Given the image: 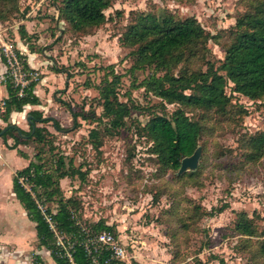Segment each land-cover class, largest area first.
Wrapping results in <instances>:
<instances>
[{
	"label": "rangeland",
	"instance_id": "1",
	"mask_svg": "<svg viewBox=\"0 0 264 264\" xmlns=\"http://www.w3.org/2000/svg\"><path fill=\"white\" fill-rule=\"evenodd\" d=\"M60 1L6 2L2 7L4 18L0 19V61L4 73L11 75L2 44L12 45L19 59V82L38 80L36 93L41 104L11 115V122L29 131L27 114L32 110L58 121L61 130L52 121L38 125L51 132L49 140L55 153L64 154L67 161L72 160L86 172L85 179L78 175L66 177L60 185L64 197L76 201L73 213L88 231L87 239L96 234L90 226L104 220L114 226L117 239L126 246L125 264H264V157L250 161L245 156V141L264 132V98L251 100L234 94L235 107L230 115L213 114L206 122L199 144V166L185 172L195 175L179 178L178 172L163 168L150 153L152 141L140 130L150 117L149 108L161 111L162 106L158 98L131 85V49L121 42L138 11L169 10L182 18L194 16L215 35L221 30L228 33L238 16L251 9L253 0H114L106 10L107 22L77 31L59 17L56 6ZM21 26L26 28V35ZM228 38L224 33L222 42H209L211 59L217 64L224 58ZM109 65L123 74L121 99L140 106L132 109L126 127L113 136L103 132L102 124L73 117V113L90 116L94 110L102 112L96 86L104 75L103 68ZM144 76L138 73L139 80ZM175 108L168 104L167 112ZM3 114L5 111L0 112V126L5 127ZM95 127L102 128L99 150L89 139ZM13 143L12 138L8 143L0 138V170L5 171L1 183L6 185L0 199L5 209L11 208L7 198L13 200V176L29 163L8 150ZM19 149L33 159L44 150V159H52L50 142L43 146L31 140ZM21 181L30 190V182L25 178ZM40 204L44 210L41 200ZM46 205L57 210L56 201H47ZM241 215L252 223L255 235L237 232ZM5 219L0 224H11V217ZM60 237L69 250L73 242ZM48 260L53 264L52 257Z\"/></svg>",
	"mask_w": 264,
	"mask_h": 264
},
{
	"label": "trees",
	"instance_id": "2",
	"mask_svg": "<svg viewBox=\"0 0 264 264\" xmlns=\"http://www.w3.org/2000/svg\"><path fill=\"white\" fill-rule=\"evenodd\" d=\"M10 1L16 0H0V19L5 13L2 7ZM113 4L114 0H61L56 7L59 17L77 31L107 22L106 10ZM20 28L26 35V28ZM224 33L229 38L224 43V58L217 64L211 59L209 42H222ZM121 42L131 49L129 57L132 65L128 68L131 85L143 88L146 95L160 100L161 111L151 106L150 117L140 130L152 141L150 153L165 169L179 171L182 159L193 154L199 146L210 117L213 114L228 117L234 110V94L251 100L264 98V0H253L251 9L238 16L228 33L221 30L215 35L206 31L194 16L182 18L169 10L160 13L138 11L122 34ZM24 66L28 68V64L24 63ZM114 68V65L103 68L104 75L96 86L102 112L98 114L94 110L90 116L83 112L73 113L75 120L82 116L102 124L103 132L110 136L120 133L126 127V119L132 109L140 107L121 99L123 74ZM139 72L145 73L141 80ZM3 83L8 92L2 116L6 126L13 124L10 118L14 112L20 113L29 105L41 104L36 93L38 80L31 79L25 86L16 85L6 73ZM21 91L23 95H20ZM168 104L176 106L170 113L167 112ZM197 112L201 115L197 116ZM29 114L34 116V132L32 125L29 131L19 127L28 138L20 135L16 128H10L1 138L4 143L12 138L14 143L9 148L17 149L20 156L29 160L28 165L18 169L13 176V192L28 218L35 223L38 248H47L57 264H72L66 250L57 244L55 232L47 220L50 218L57 232L73 242L70 251L75 264H106L105 260L110 256L108 252L87 251L86 232L73 213L76 201L71 197L65 198L60 185V180L66 177L78 175L85 179L86 172L76 167L72 160L67 161L64 154L55 153L53 141L49 140L51 132L46 126L38 125L53 122L54 119L45 117L40 110H32ZM5 127L0 126V132ZM54 127L61 130L58 121ZM101 129L95 127L89 133V139L97 150L103 144ZM31 140L43 146L50 142L52 159H44V150H39L33 159L19 149L20 145L29 144ZM245 142L248 160L258 161L264 157V132L250 136ZM193 174L195 172L178 177ZM21 178L30 182V190ZM40 200L46 206L44 210ZM47 201H56L57 210L47 206ZM241 216L236 224L237 232L243 236L255 235L252 223ZM90 229L94 233L110 230L116 235L114 226L104 220L92 224ZM261 252L264 254V244L261 245ZM94 258L97 262L93 261ZM37 259L41 260L39 256H36ZM108 264L125 263L111 261Z\"/></svg>",
	"mask_w": 264,
	"mask_h": 264
},
{
	"label": "crops",
	"instance_id": "3",
	"mask_svg": "<svg viewBox=\"0 0 264 264\" xmlns=\"http://www.w3.org/2000/svg\"><path fill=\"white\" fill-rule=\"evenodd\" d=\"M0 67L2 70V72L0 71V101H1L2 99L7 98L8 92L3 81L1 80V78H3L5 75L4 65L1 61H0ZM30 107L31 105L27 106L26 108H30ZM25 111L26 109L23 112ZM14 114H19V113L14 112L12 116ZM8 150L13 151L14 154L20 156L17 149L9 148ZM4 172H5L4 170H0V193L3 191L4 187H6L4 183L3 184L1 183V178H2L1 176L4 174ZM11 191L13 193V200L9 201L7 198V201L11 206L10 209H5L4 208L5 206L3 207V200L0 199V222L1 220H4L5 217H6L5 221L9 217H11L12 219V222L9 225L6 223L0 224V241L2 242L6 241L12 243L13 246L12 245L10 246L9 244L6 243L0 244V264H50L48 257L49 256L52 257L51 253L49 250H47V248L44 247L38 248L37 231L35 232L33 230L35 229V223L28 218L26 210L24 208H21L22 204L16 198L13 192V185ZM45 251L48 252L47 255L44 254ZM36 256H39L41 260L37 259L36 261ZM51 261L53 264H57L53 258Z\"/></svg>",
	"mask_w": 264,
	"mask_h": 264
},
{
	"label": "built area",
	"instance_id": "4",
	"mask_svg": "<svg viewBox=\"0 0 264 264\" xmlns=\"http://www.w3.org/2000/svg\"><path fill=\"white\" fill-rule=\"evenodd\" d=\"M2 45L4 47L5 62L7 63L8 68L10 67L12 69L11 75H13L15 77V78H13L14 82L16 83V85L21 84L22 86H25L26 84L24 82H19V79L17 78L18 73L16 72V70L20 69L17 52L13 49L12 45H8L6 43H3ZM9 75H10V72H9ZM5 76H6V73H5L4 77L1 78L2 81L5 80ZM20 95H23L22 91L20 92ZM5 106H6L5 101H3L2 104L0 105V112L5 111ZM47 220L49 221L52 230L55 232V235L57 238V244L59 246H62L66 250V256L70 259L72 264H75L72 253L70 251V249L73 247V244L70 247V249L68 250L66 248L67 242L63 243V241L61 240L62 238L60 237L62 235H60L57 232V230L55 229V225L53 224L52 220L50 218H47ZM83 229L85 230L86 235H87L88 231L85 228H83ZM86 249L89 253H91L92 251H94L96 253L97 252L102 253L103 251L108 252L110 254V256L105 260L106 264H108L111 261L125 263L126 260L128 259V251L126 249V246H124L122 243H120L119 240L117 239L116 235L114 234V232H112L110 230H103L101 232L94 234L90 238H88L87 242H86ZM93 261L97 262V259L94 258Z\"/></svg>",
	"mask_w": 264,
	"mask_h": 264
},
{
	"label": "water",
	"instance_id": "5",
	"mask_svg": "<svg viewBox=\"0 0 264 264\" xmlns=\"http://www.w3.org/2000/svg\"><path fill=\"white\" fill-rule=\"evenodd\" d=\"M48 118H51V117H48ZM27 120H28L29 124L32 125L33 132H34V130L36 128L34 116L32 114H28ZM53 124H54V126H56V121L55 120L53 121ZM10 128H16V129H18L19 134L22 135L24 138H28L29 137L28 135H24L22 133L21 129H19V127H17L15 124H10V125L6 126L2 130V132H0V138ZM201 155H202V147L201 146H198L195 149V151L193 152V154H191L189 156H186V157H184L182 159L181 167H180V169L178 171V174L181 175V174H184L187 171H194V170H196L198 168V166H199Z\"/></svg>",
	"mask_w": 264,
	"mask_h": 264
}]
</instances>
